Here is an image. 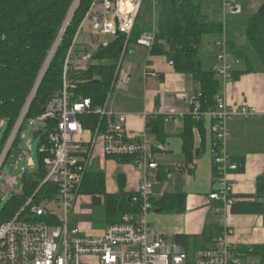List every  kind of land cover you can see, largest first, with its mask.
I'll return each mask as SVG.
<instances>
[{"label": "built area", "instance_id": "1", "mask_svg": "<svg viewBox=\"0 0 264 264\" xmlns=\"http://www.w3.org/2000/svg\"><path fill=\"white\" fill-rule=\"evenodd\" d=\"M150 1L154 26L136 43L149 51L153 49L159 33L156 20L161 0ZM213 1L220 3L225 16L241 14L233 0ZM81 2L74 0L68 20L3 149L0 177L17 138L22 136L21 129L31 103ZM143 3L144 0H94L82 21L63 65L61 89L51 97L43 114L28 123L36 128L42 124L45 126L39 148L45 177L39 181L37 191L31 196L25 197L22 185V192L16 196L25 197V204L11 220L0 225V264H261L249 259L254 253L253 249L245 250L231 241L234 230L224 218L220 220L223 231L213 239L212 246L199 249L193 255L181 244L153 230L149 219L156 214L154 186L161 167L158 153L165 152V145L150 140L149 128L143 133L130 132L125 125V115L109 110V97L100 107H94L90 98H75L73 91L76 84L71 76L87 72L89 68L86 64L92 60V55L86 53L88 44L80 42L83 37H88L92 45L95 37L103 35H111L115 39L119 36L126 38L113 83L115 88L121 78L120 88L126 89L130 75L122 71L123 61ZM215 48L214 71L226 86L233 80L241 60L234 55L225 38V27L215 42ZM170 64L173 66L172 62ZM215 100L216 110L202 112L195 97L189 113L169 110L164 120L165 123H176L191 114L197 120L209 116L215 121L212 142L215 191L210 199L223 202L228 210L236 202L233 174L240 169V164L228 151L229 121L236 116L257 120L264 113L254 107L229 106L223 89ZM92 116H97L99 123L95 128L86 127L84 118ZM158 116L156 113L146 114V124ZM127 157L133 160L135 168L142 175L141 183L131 197L133 203L139 206V211L128 214L122 223L109 226L98 235H89L72 226L71 218L85 178L96 159ZM32 168L34 164L28 159L23 174L30 173ZM174 169L180 171L188 167L177 164ZM44 186L50 187L46 194L40 193Z\"/></svg>", "mask_w": 264, "mask_h": 264}, {"label": "trees", "instance_id": "2", "mask_svg": "<svg viewBox=\"0 0 264 264\" xmlns=\"http://www.w3.org/2000/svg\"><path fill=\"white\" fill-rule=\"evenodd\" d=\"M93 2L94 0H82L74 13L31 103L21 132L30 120L43 114L51 97L61 89L62 69L67 53ZM73 3L74 0H0V122H4L7 126L0 156L37 85L49 53L68 20ZM153 26L151 1L144 0L129 45L136 44L143 34L153 29ZM156 26L159 33L150 51L151 55L166 57L173 63L178 74L190 75L200 84L201 91L196 97L202 112L216 110L215 97L222 89L221 82L214 71L215 65L205 67L202 44L206 35L216 36L219 39L224 30L223 24L209 21L202 12V4L199 0H161ZM246 37L255 53V59L264 71V0L259 10L247 20ZM125 42L126 38L119 36L109 45L100 47L92 56V60H98L102 64L89 67L87 72L72 74L71 79L76 84L73 91L75 98H90L94 107L105 104L113 89ZM236 57L250 62L245 52L236 53ZM239 74L234 72V76ZM84 121L86 127L95 128L99 118L86 117ZM184 125L183 153L189 165L196 156L194 130L198 129L204 136L203 120H197L193 115L188 114L184 119ZM147 127L150 132L158 135L161 142L165 141L164 117H156ZM19 141L18 137L13 150L18 146ZM114 160L120 165L133 162L129 157ZM40 161L42 164L41 156ZM167 174L168 171L164 168L159 172L160 176L165 177ZM44 177L43 166L37 175L30 173L22 175L21 182L25 197L37 191L39 181ZM117 182L118 192L109 193L104 172L90 170L85 178L80 194L90 197L95 206H102L104 209L100 229L120 224L128 214L139 211V206L131 200L135 193L126 190L127 183L122 174L117 176ZM49 190L50 187L44 186L40 193L46 194ZM25 197L13 198L1 214L0 225L11 220L23 207ZM153 203L156 209L165 213L181 214L186 211V195L183 194H165L158 200L154 199ZM174 241L181 244L190 255L199 244L197 238L186 235H177Z\"/></svg>", "mask_w": 264, "mask_h": 264}, {"label": "crops", "instance_id": "3", "mask_svg": "<svg viewBox=\"0 0 264 264\" xmlns=\"http://www.w3.org/2000/svg\"><path fill=\"white\" fill-rule=\"evenodd\" d=\"M230 46L236 56L240 51L235 49L233 43H230ZM129 52L131 57L136 55L130 46L126 55ZM215 55L216 48L213 42V50L208 54V67L216 65ZM248 57L250 62L239 58L241 65L235 73L240 74L233 76V80L226 86L221 83V88L225 92L229 106H249L264 113V71L253 55ZM170 63L166 57L153 56L149 51L142 72L136 70L133 73L132 68L129 70L128 88L120 91L123 95L115 103L112 111L125 115V125L130 132L143 133L147 130L146 114L156 113L164 117L169 110L189 113L192 109V101L200 93L201 86L192 76L178 74ZM214 125L215 121L207 116L203 119L204 136L198 129L194 130L196 156L189 165L183 153L184 120L165 123L164 142L158 139L155 132L149 131L153 143L165 145V152L158 153V159L160 170L164 168L168 171L165 177L159 175L160 170L158 172L157 184L154 186L155 199L158 200L165 194L186 195L184 213L172 214L156 209V214L149 219L150 225L158 234L172 240L177 235L197 238L199 244L192 250L194 254L199 249L212 246L213 239L223 231L220 220L224 218L234 230L231 241L245 250L253 249L254 253L249 259L264 264V116L257 120L236 116L229 121L228 151L234 161L240 164V169L233 174L236 202L228 210L223 202L210 199V195L215 191L212 157ZM36 133L40 132L36 130ZM21 135L19 144L25 138L23 132ZM29 150L31 151V142ZM110 161L98 158L91 170L105 173L103 166ZM32 163L34 164L33 161ZM114 164L121 169V172L115 174L116 170L112 173L116 185L114 191L108 189L111 176L105 173L107 191L118 192L117 176L122 174L127 183L126 190L135 193L141 183L142 175L137 171L134 163L120 165L114 161ZM177 164L188 169L176 171L174 166Z\"/></svg>", "mask_w": 264, "mask_h": 264}, {"label": "rangeland", "instance_id": "4", "mask_svg": "<svg viewBox=\"0 0 264 264\" xmlns=\"http://www.w3.org/2000/svg\"><path fill=\"white\" fill-rule=\"evenodd\" d=\"M202 4V12L207 16L209 21L220 22L225 27V38L229 43H233L235 49L240 52H245L249 56H255V53L250 48L246 33H247V20L254 15L261 7L263 0H233L236 6L240 8L241 14L237 16L224 15V11L219 2L213 0H199ZM217 39L216 36L206 35L203 37L202 54L206 61L205 67H208V54L213 50V42ZM116 39L111 35H103L98 38H94V44L88 37H83L80 42L88 44L86 50L87 54L92 56L96 51L103 45H107L115 41ZM91 43V44H90ZM131 50L135 51L134 57L130 56L129 52L123 61L122 71L128 73L132 68L133 73L136 70L143 71L147 57L149 56V50L137 46L136 44L130 45ZM79 52V48L77 49ZM75 55H79L76 53ZM102 64L98 60H90L86 66H98ZM120 80L116 84L115 88L111 90L109 94V110H113V106L122 97L123 93L128 88V84L125 85L126 89L120 88ZM121 114V113H119ZM7 130L6 124L1 125L0 122V148L3 145L5 132ZM36 130L40 133H36ZM45 130L44 124L40 127H34L27 125L24 129L23 134L25 138L21 140L19 147L11 152L8 158V162L5 164L0 177V218L4 209L13 200L16 195L22 192L21 176L24 169L27 167L28 159H32L34 162V168L30 169V174H39L42 168L40 161L39 148L42 141V132ZM31 142V151L29 150V144ZM115 160H111L110 163L106 162L103 166L107 176H111L108 182V189L114 191L116 185L114 183V174L120 173L121 169L114 164ZM18 164V165H17ZM104 209L102 206H95L92 203L90 197L81 195L76 204L75 210L71 218V225L79 228L80 230L88 233L89 235H98L101 233L99 225L102 221Z\"/></svg>", "mask_w": 264, "mask_h": 264}, {"label": "water", "instance_id": "5", "mask_svg": "<svg viewBox=\"0 0 264 264\" xmlns=\"http://www.w3.org/2000/svg\"><path fill=\"white\" fill-rule=\"evenodd\" d=\"M197 153H199V151H197ZM157 212H159V210Z\"/></svg>", "mask_w": 264, "mask_h": 264}]
</instances>
